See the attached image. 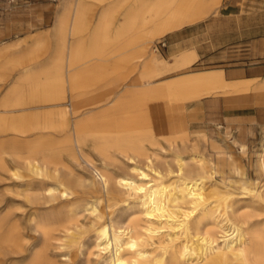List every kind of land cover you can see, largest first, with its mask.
Masks as SVG:
<instances>
[{"label": "bare ground", "instance_id": "6f19581e", "mask_svg": "<svg viewBox=\"0 0 264 264\" xmlns=\"http://www.w3.org/2000/svg\"><path fill=\"white\" fill-rule=\"evenodd\" d=\"M106 1L60 0L51 31L37 35L15 57L33 59L46 37L56 46L48 52V68L42 63L30 67L49 71L52 77L48 85L36 84L34 91L62 84L63 78L71 89L76 85L69 72L73 62L94 53L99 59L107 57L108 42L114 43L109 53L130 62L138 76L129 84L121 83L120 77L106 80L87 103L108 98L122 85L120 94L109 101L112 113L102 112L100 121L73 122L68 139L58 150L49 149L45 134H39L26 155L13 151V166L3 164L8 175H2L17 187L23 186V200L34 210L26 214L24 229L15 220L16 208L8 205L3 212L5 205L0 203L1 247L19 255L20 264H264V145L254 161L258 177H241L244 191L239 195L228 188L230 178L217 183L214 154L207 148L203 123L193 124L197 130L191 133L182 116L167 122L181 113L180 104L199 103L206 94L225 92L229 87L220 72L150 80L168 67L158 48L149 50L147 41L202 18L220 0H133L129 6ZM90 2L103 3L94 22ZM117 10L121 19L108 32ZM65 45L64 53L58 48ZM187 56L182 53L176 66L187 64ZM89 67H83L84 73ZM69 97L67 109L78 111L77 97ZM157 103L159 108L153 111ZM66 112L65 107L59 113L61 119ZM6 119L0 117V131H26ZM51 126L50 120L38 119L28 131ZM231 142L238 150L245 149L238 140ZM88 149L98 160L91 158ZM85 187L103 197L75 203ZM55 204L71 205L55 210Z\"/></svg>", "mask_w": 264, "mask_h": 264}, {"label": "rangeland", "instance_id": "374dc122", "mask_svg": "<svg viewBox=\"0 0 264 264\" xmlns=\"http://www.w3.org/2000/svg\"><path fill=\"white\" fill-rule=\"evenodd\" d=\"M69 1L73 2V0H69ZM112 1L118 5L122 4L123 6H129L133 0H112ZM256 1L259 3L255 4L254 5L255 7H264V0H256ZM59 2L60 0H58L57 2L55 12L58 8ZM106 2H108V0ZM90 3H92L90 5V8L92 9L90 12V15H91L90 18H91V21L94 22L97 18V15L103 3H94V4L93 2H90ZM261 3L263 5H261ZM223 5H224V0H220L217 7L209 10L207 14L202 17L203 19L200 18L201 20L200 19H197V20H200L201 22L199 23V25H202L203 24L202 21L209 17H211L209 20H215L214 26H219V29H214V30L216 31L220 30L223 32L222 33L223 37L219 41L221 44H225L222 49L223 50L226 49V51L221 52L222 58H223L222 61L223 60L228 61L229 57L235 58V57L247 55L246 52L249 51L247 49L249 46L246 45V43L249 42L250 38L245 39L247 36L249 37V35L244 34L243 32L242 33L240 32V34H236L237 37H235L234 33H232L231 38L229 37L227 39L226 37L227 34L224 33V30L233 28L235 22L230 21V20L227 22L225 18L220 16V13L224 11V9H222ZM246 5H250V4L248 3ZM232 8L239 9L240 11L246 10V8L242 6L241 4V0L238 1L237 6H232ZM120 12H121L120 10H117L115 12L114 20H112L111 25L108 27V32L115 29L114 24L121 19ZM213 13H216V14H214L213 16ZM230 18L233 19L235 17H230ZM197 20H194V21H197ZM209 20L207 22H209ZM241 21L242 20L240 18L237 19L236 23H238V27L246 26L245 23L241 24ZM188 23H191V22H188ZM188 23H184V24H188ZM258 23H259V37H263L264 36V15H260L258 17ZM51 29L52 28L50 27L49 29H46L45 31L50 32ZM40 32H43V31H40ZM37 33L38 32L34 34H29L23 37H17L15 38L13 43L0 44V50H1L0 52V117L5 116L7 118L6 120L9 121V122L5 121L6 123L8 122V124H10L15 121L16 125L26 130L25 132H22V134L16 133L18 134V136L12 131H7V132L0 131V169H1L0 170L1 171L0 172V197H1L0 199L2 200V202L0 203L2 205H5L4 209H2L3 212L6 210L8 205H10V207L16 208L14 209L15 220L16 221L18 220L17 222L24 229L28 224V222H26L28 221L27 220L28 214L30 211H33L34 209L30 207V205L25 201V199L23 200L24 197L21 195L23 193L21 191L23 189V186L17 187V184L11 183V180L7 176L8 175L7 171L3 170L1 166L5 164L6 162L9 164V165L5 164L6 167L8 166L11 167V165L13 166V162L11 160V156L14 155L13 151L18 152V154L26 155L27 148L31 147L34 144V142L38 139L37 136L39 134H45L43 136V139L47 141V146L49 149L58 150L60 146H63V144L65 143V139L66 140L68 139L67 138L68 128L73 122L90 123L89 121L91 119H93L94 121H98L105 114L109 116L112 113L111 112L112 105L110 104L109 101L116 94L118 95L120 94V87H122V85H119L116 88H114V90L111 92L108 98L101 100L95 104L87 103L92 93L98 92L99 94V91H101L100 89L103 87L106 80L113 79L114 81L115 79L120 77L122 78L121 83L129 84L132 79L138 76V69L132 70L130 62L126 63V61L121 60L120 56H117V55L115 56L113 53L112 54L109 53V47L114 43L108 42V46L105 48L106 54L108 55L107 57L106 55H104L105 57L103 56L101 59H99L96 57L97 55L94 53V54L87 55L86 57L80 58L78 61L73 62L74 64L70 66L71 71L69 72H71V75H73L74 79L72 81L76 85L73 84L71 89L68 88L69 82L67 81V79L65 80V78H63L62 84L56 83L53 87H50V89L47 88L46 90H44L43 88L42 89L38 88V90L34 91L33 87L36 84H41L42 86L44 84L48 85L47 82H49L52 79V77L49 71L38 72L34 70L33 68L30 69V67H32L36 63H42L45 68L46 67L48 68L49 67V64L47 63L48 52L50 50H53L56 46L52 44L53 42L51 41L50 37H46L43 44L38 48L39 51L37 55L33 59L21 61V59L17 60L15 59V57L23 49L22 47H24L23 45L26 42L30 41L32 38H33L32 41H34L36 37L35 34ZM164 34L152 37L150 41H147V43L149 44V48H150L149 50H151L152 47H158V49L162 52L163 56L166 58V55L163 52L162 46L159 47V42L163 38ZM15 35H18V34H8L4 36L0 35V39H6V37L11 38V37H14ZM239 37L241 39H239ZM66 42H68L67 37H66ZM85 44L87 45V42H85ZM58 49L64 50V53H65V51L68 50V45L67 46L65 45ZM83 49H88V48L87 46H85ZM212 60H213L212 63H205L203 65L206 67L207 65H215L217 62H222L221 60L217 61L216 57H214ZM97 64L101 66L98 68ZM62 65L63 66L66 65L64 56L62 57ZM85 66H90L89 67L90 71L87 73H84V70H83V67ZM167 67H168L167 70L152 77L150 80L154 82H157V81L159 82L163 79L176 76L178 73L187 72V71L196 69L194 67H191V68H186V69L178 71L181 65H179L178 67L176 65H171L168 63V60H167ZM66 75L67 73L63 71V77H65ZM142 79L143 81L147 80L146 77H143ZM214 93H217V92H214ZM69 96L77 97L78 108H79L78 111L70 112L67 109L69 98H70ZM225 100H227V98H225ZM228 101L241 102V100H228ZM242 101L246 102L245 100H242ZM65 107H66L67 112H66V115L62 117L61 119V117L59 116V113L60 115H62V111L65 109ZM259 109L250 108L249 112H251V114L253 113H257V114H253L252 116L246 117L245 120L243 121L244 126L247 129V134L244 137L246 144H247V149H244L243 151H240L236 147L232 146L231 140L233 138H230L229 135L224 136V134L217 128L218 124H222L223 126H225L226 132L228 134H231L233 133L234 129L237 127L238 124L222 123L220 120H218L219 117L216 116L215 118H212V121H214V123L210 122L207 125L208 136L210 138L212 137L217 138V139L220 138L223 141L224 146L226 147L225 151H227L226 153L220 155L219 157L217 156V158L214 156L215 178L218 181L217 183H219L221 179H225L227 182V179L230 178V181L227 183L229 185L230 184L232 185L230 186L228 185V188L232 187L229 189L230 190L233 189L232 191L234 192L237 191L236 194L241 193V191L243 190L242 188H240L241 185L239 184V179L241 177H246V178H249L250 180H254L258 177L254 169V161H255L257 152L260 151L262 148L261 142L264 143V105L260 107ZM104 111H106L105 114L104 113L102 114V112ZM97 115L99 116V118ZM96 118L98 120H96ZM38 119L40 120V122H45L47 120H50L53 126H51L50 128L46 130L28 131L32 123L35 121H38ZM54 119H57V121ZM189 124L190 126L193 125L191 123ZM11 134H15L16 137H10V136H13ZM54 147L55 148L57 147V148L54 149ZM88 152H89L88 154L91 156L92 159L98 160V157L94 153H92L89 149H88ZM72 168L75 170L74 167ZM3 171H5L6 173ZM3 173L7 175L6 176L2 175ZM24 174H26V172H24ZM85 188L86 189H84L83 191L79 192L76 195L75 203L83 201L91 197H98L100 199L103 197L101 193L95 191L94 189H90L89 187H85ZM19 190H20L19 192L20 194H16L18 193ZM243 191L241 195L243 194ZM12 193L16 194L17 196L19 195V196L18 197L16 195L13 196ZM239 195H235V196L238 197ZM69 205L71 204H66V205H63V204L56 205L55 204L53 205V207L55 210H59V209L67 208ZM262 209L263 208H260L259 211L261 212ZM2 210L0 211V216L3 214ZM26 214H27V217H26ZM35 240H36V237H32V241H35ZM3 246L4 245H2V247ZM2 247L0 245V264H10V263L20 264L22 258L19 255H16L17 257H15L14 254L11 255L8 252L7 248L4 249L5 247L4 248ZM8 253H9V256H8ZM11 257L13 259H11Z\"/></svg>", "mask_w": 264, "mask_h": 264}, {"label": "crops", "instance_id": "0c3cea01", "mask_svg": "<svg viewBox=\"0 0 264 264\" xmlns=\"http://www.w3.org/2000/svg\"><path fill=\"white\" fill-rule=\"evenodd\" d=\"M238 1L224 0L222 6L224 11L220 13V16L225 18L227 22L229 20L235 22L233 28L224 30L227 39L231 38L232 33L235 37L240 32L249 35L245 38H250L249 42L246 43L249 46L247 48L249 51L246 52L247 55L235 58L229 57L228 61H222L221 52L226 51V49H222L225 44H221L219 40L222 39L223 32L214 30L219 29V26H214L215 20H209L211 17L204 19L202 25H199L201 23L200 19L166 32L159 42V47L162 46L166 58L158 49L160 56L167 59L171 65H178L182 53L188 54L187 57L190 60L187 64L181 65L178 71L191 67L196 69L177 75L219 71L224 83L228 85L229 88L225 92L219 91L206 94L200 99L199 103L180 104L182 107L181 113L167 119V122H173L176 117L182 116L185 122H188L187 127L190 132L192 131L191 133H195L197 128L194 125L190 126L189 123H203L202 126L207 137V148L213 152L216 158L227 151H225L226 147L220 138H210L207 134V125L210 122L214 123L212 118L218 116V120L222 123L238 124L231 134L226 132L225 126L222 124H218L217 128L224 136L229 135L230 138L243 143L245 149H247L244 139L247 129L243 121L246 117L257 114L253 112L251 114L249 112L250 108L259 109L264 105V36L259 37L258 23V17L264 15V7H255L254 5L259 3L256 0H241V4L246 10L233 9L232 6H237ZM57 2L58 0H0V35L18 34L11 38L0 39V44L13 43L17 37L36 32H38L35 34L36 36L44 33L46 29L52 27L51 25L55 21ZM248 3L250 5H246ZM261 5L263 4L261 3ZM214 14L216 13H213V16ZM239 18L242 20L241 24L245 23L246 26L238 27L236 21ZM208 20L209 22H207ZM32 39L26 42L22 48L26 49L31 45L33 43ZM239 39L241 38L239 37ZM214 57L217 58V61L221 60L222 62L206 67L203 65L212 63ZM242 86H248V89L240 90ZM228 100H241V102ZM157 108H159L158 103L152 105L153 111ZM263 145L264 143L261 142V146Z\"/></svg>", "mask_w": 264, "mask_h": 264}, {"label": "built area", "instance_id": "2783aa9c", "mask_svg": "<svg viewBox=\"0 0 264 264\" xmlns=\"http://www.w3.org/2000/svg\"><path fill=\"white\" fill-rule=\"evenodd\" d=\"M53 1H55V0H53Z\"/></svg>", "mask_w": 264, "mask_h": 264}]
</instances>
